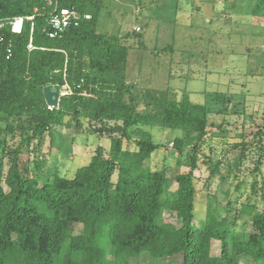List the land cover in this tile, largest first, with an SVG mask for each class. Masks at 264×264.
I'll return each instance as SVG.
<instances>
[{
    "label": "trees",
    "instance_id": "16d2710c",
    "mask_svg": "<svg viewBox=\"0 0 264 264\" xmlns=\"http://www.w3.org/2000/svg\"><path fill=\"white\" fill-rule=\"evenodd\" d=\"M103 3L58 0L56 8L51 0H0V264H139L144 253L165 264H243L241 256L264 264V211L254 213V204L239 211L252 231L230 218L229 199L224 206L209 201L202 225L195 222V171L215 125L210 115L228 113L230 101L219 108L218 102L128 84L125 42L134 37L142 43V37L137 30L98 31ZM63 7L79 17L57 29L52 20ZM252 13L264 17V0H254ZM18 17L23 23L17 32L12 22ZM49 84L66 91L57 107L45 99ZM158 127L181 130L168 141L177 157L191 148L184 160L189 170L173 176L174 191L169 169L150 165L162 147L151 131ZM55 128L89 130L110 138V147L97 145L73 176L45 170L39 160L31 164L24 153ZM256 134L263 153L264 124ZM205 162L209 178L221 173V161L213 167ZM167 211L175 222L165 219Z\"/></svg>",
    "mask_w": 264,
    "mask_h": 264
},
{
    "label": "rangeland",
    "instance_id": "374dc122",
    "mask_svg": "<svg viewBox=\"0 0 264 264\" xmlns=\"http://www.w3.org/2000/svg\"><path fill=\"white\" fill-rule=\"evenodd\" d=\"M253 3L254 0H104L98 18L100 32L122 35L137 30L142 37V43L134 37L125 42L129 46L128 84L142 90H169L196 103L218 102L215 105L219 108H224V101H230L228 113L210 115L209 121L215 125L208 128L199 160L201 168L195 171L198 226L206 216L209 201L224 206L229 199L230 218L236 217L238 228L247 231H252L253 226L239 212L242 204H254V213L264 211V152L260 151V136L256 134L264 124V17L252 13ZM151 131L162 147L153 154L150 165L153 169H169V187L174 191L177 184L173 176L189 170L184 160L191 148H185L177 157L168 141L181 130L158 127ZM18 141L17 137L11 144ZM99 144L108 150L110 138H99L89 130L79 133L73 128H55L40 146L33 144L23 157L31 164L41 161L45 170L73 176L78 167L89 162ZM204 158L212 167L221 161V173L209 178L208 165L202 164ZM8 164L9 158L6 167ZM228 172V180L223 182L221 175ZM165 219L176 221L169 211ZM77 227L81 229V225ZM212 251L219 253V241H213ZM174 259L180 260L181 256ZM240 259L243 264L251 263L247 256ZM166 262L147 253L138 260L139 264Z\"/></svg>",
    "mask_w": 264,
    "mask_h": 264
},
{
    "label": "built area",
    "instance_id": "2783aa9c",
    "mask_svg": "<svg viewBox=\"0 0 264 264\" xmlns=\"http://www.w3.org/2000/svg\"><path fill=\"white\" fill-rule=\"evenodd\" d=\"M51 2H55L56 3V8H57V3L58 0H51ZM86 17H90V15H85ZM71 17H79V14L75 11L70 10L69 8H60V14L55 16L52 20L54 27L57 29H62L64 26H66L67 24H69L70 18ZM18 20L21 21L20 26L18 28H16V23L18 22ZM22 23H23V18L22 17H18L15 18L14 21L12 22V30L13 31H20L22 28ZM3 24L0 23V27ZM139 29V28H137Z\"/></svg>",
    "mask_w": 264,
    "mask_h": 264
},
{
    "label": "water",
    "instance_id": "95a60500",
    "mask_svg": "<svg viewBox=\"0 0 264 264\" xmlns=\"http://www.w3.org/2000/svg\"><path fill=\"white\" fill-rule=\"evenodd\" d=\"M43 92L49 106L57 107L59 105L60 96L63 94L60 85H46Z\"/></svg>",
    "mask_w": 264,
    "mask_h": 264
},
{
    "label": "bare ground",
    "instance_id": "6f19581e",
    "mask_svg": "<svg viewBox=\"0 0 264 264\" xmlns=\"http://www.w3.org/2000/svg\"><path fill=\"white\" fill-rule=\"evenodd\" d=\"M20 23H21V21L18 20V22L16 23V28H18L20 26Z\"/></svg>",
    "mask_w": 264,
    "mask_h": 264
}]
</instances>
